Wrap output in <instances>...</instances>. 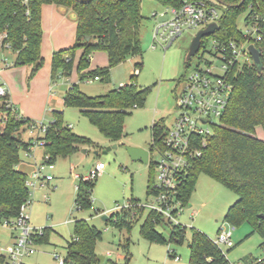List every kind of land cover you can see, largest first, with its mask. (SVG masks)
Masks as SVG:
<instances>
[{"label": "trees", "instance_id": "trees-1", "mask_svg": "<svg viewBox=\"0 0 264 264\" xmlns=\"http://www.w3.org/2000/svg\"><path fill=\"white\" fill-rule=\"evenodd\" d=\"M165 8L181 9L187 2L204 1L208 6L222 12L219 28L213 36L202 40V50L210 40L226 42L243 40L238 21L246 13L252 2V14L259 15L261 39L254 45L261 52V66L252 64L241 69L234 68L229 80L233 92L220 123L213 128V134L205 146H200L201 156L196 158L184 175L178 198L184 208L190 206V199L202 175L225 186L238 196L225 217L226 222L235 227L248 225L252 232L259 234L264 247V140L257 137V128L264 131V0H155ZM44 5H55L71 10L77 15L76 44L70 49L56 51L52 56V80L58 70L69 77L75 66L78 50H82L77 70L82 81L90 77L110 82L112 70L129 57H143L140 27L144 21L142 0H93L82 3L78 0H0V49H10L16 54V65L42 66ZM108 54V66L89 71L91 58L95 52ZM193 59V58H192ZM186 61V69L191 61ZM142 67L143 63L137 64ZM139 73L129 84L106 94L91 97L78 84H73L64 96L66 108H76L88 118L100 133L113 144L123 141L125 123L132 109L144 108L152 88H142L138 84ZM9 95L0 97V220H15L19 217L29 199L26 186L28 175L19 170L21 152L25 153L34 145L32 139L25 141L20 132L27 122L10 104ZM10 104V105H9ZM30 126V125H29ZM169 129L162 121L151 128L152 143L162 147ZM45 155L50 163L60 158L67 159L83 147L93 146L90 139L73 132L62 112H55L44 136ZM151 166L154 172V166ZM155 176H150L147 194H152ZM96 180H80L77 186L76 208L78 211L91 209L92 193ZM123 208L121 217L113 223L121 230L130 232L140 220L141 236L151 243L167 244L159 226L171 228L170 243L181 245L186 240V226L174 225L162 214L146 211L139 201L131 199ZM101 233L87 220H75L74 238L68 242L66 264H98L97 241ZM49 230L36 238V244L47 243ZM130 239L122 246L126 262L130 260ZM189 264H230L222 252L206 234L191 229L189 242ZM169 255L175 256L170 251ZM6 257L0 255V264ZM243 264H264V259L244 260Z\"/></svg>", "mask_w": 264, "mask_h": 264}, {"label": "rangeland", "instance_id": "rangeland-1", "mask_svg": "<svg viewBox=\"0 0 264 264\" xmlns=\"http://www.w3.org/2000/svg\"><path fill=\"white\" fill-rule=\"evenodd\" d=\"M141 10L145 18L140 27L143 57L131 56L116 66L111 72L110 82L94 81L93 77L85 81L80 79L77 65L82 50L77 51L72 74L65 77L62 71L58 70L55 79L52 80L53 48L64 46L65 49H70L76 44L77 25L69 18L70 22L55 35L57 39L50 41V32L45 33L43 60L39 70H35L37 67L35 65H16V55L0 49V84L6 83L10 87L12 103L28 124L20 128L24 140L36 137L30 133L31 126L40 123L49 125L54 113L62 112L65 123L75 134L93 142V146L81 149H88L89 152L84 156L80 152L78 155L81 156H78L77 160L58 159L55 170L50 172L54 176L50 186L39 188L30 198L31 205L25 212L30 217L31 227L48 229L49 239L47 243L36 245V253L25 257L24 264H58L56 255L65 258L67 253L65 248L74 238L75 220H87L101 233L96 252L98 256H103L104 260H100L98 264H189L192 228L203 232L213 241L220 231L232 230L233 226L226 222L225 217L229 208L237 202L238 196L207 175H202L198 180L190 199L191 207H186L178 217L179 223L188 228L186 240L181 245L170 243L169 226L157 227L167 244H156L141 236L140 226L143 220L136 223L130 232L121 230L113 223L120 219L121 209L126 207L131 199L138 200L142 205L151 202L147 188L150 176H155V171H152L150 165L132 160L127 147L150 149L151 128L155 123L163 121L168 129L174 126L179 114L176 98L183 88L182 79L190 75L200 62L202 68L207 67L206 62L216 68L221 65L220 60L209 54L211 47L207 44L206 51L201 50L192 59L191 66L186 69L190 46L201 28L184 29L172 42L157 40L154 38L156 28L170 22L172 14L155 0H142ZM246 14H242L238 21L239 29L243 32L246 30L244 22ZM141 63L143 66L138 67L137 64ZM107 66L108 54L104 51L95 52L91 58L89 71ZM137 68L141 69L138 77L139 86L152 90L144 108L131 110L132 114L126 119L123 141L118 144V148L106 152L114 144L105 138L80 110L64 108L63 98L69 87L75 83L88 96L106 94L129 84L131 78L137 74ZM257 129V137L264 140L262 128ZM36 154L38 156L43 154L41 147L36 149ZM21 159L20 169L29 170L30 168L23 163L26 159L24 151L21 152ZM158 159V155L152 156L153 161ZM99 162L105 164L106 169L96 180L92 193V207L78 211L77 186L81 179L75 178V175L88 176ZM72 164L75 170L71 168ZM103 216H108L109 219L104 221ZM11 235L10 229L0 226L2 248L7 249L13 244ZM127 239H130L128 263L122 249ZM232 239L235 244L233 248L221 247L232 264H241L244 260L264 259L262 238L259 234H254L250 226L235 227ZM170 251L175 252L176 257L169 255Z\"/></svg>", "mask_w": 264, "mask_h": 264}, {"label": "built area", "instance_id": "built-area-1", "mask_svg": "<svg viewBox=\"0 0 264 264\" xmlns=\"http://www.w3.org/2000/svg\"><path fill=\"white\" fill-rule=\"evenodd\" d=\"M253 5L251 2L246 12L244 20L246 30L242 31L243 40L209 41L208 44L211 47L209 54L220 60L221 65L216 68L206 62L207 67L202 68L200 62L190 75L182 79L183 88L176 98L178 117L175 119L173 128L169 129L163 146L156 145L154 151H150L149 164L152 163L154 166L156 183L153 184L152 194L149 196L151 202L144 205L139 203V206L146 211L162 214L174 225L184 226L178 219L185 209L178 198L184 175L192 162L201 156L200 146L206 145L207 139L213 134V128L220 123L226 112L233 92L229 75L234 68L241 69L254 64L249 47L254 45V41L261 39V27L259 15L251 13ZM168 11L172 14V20L158 26L154 33L155 39L165 42H172L182 34L184 29H205L214 23L219 25L222 15L220 10L208 6L204 1L187 2L181 9L168 8ZM136 73L138 74L139 70H136ZM93 80L100 79L94 77ZM8 95V87L6 84H1L0 97ZM47 128L48 125L43 123L31 126L30 133L36 137L32 138L34 145L25 153L27 157L35 159L36 149L44 147L45 142L39 139L44 136ZM154 154L159 156L156 161L152 160ZM48 159L49 157L44 155L32 176L28 177L26 186L29 190V199L19 217L12 221L0 220V226L16 234L15 243L9 248H2L0 245V255L6 257L4 264H24L25 257L36 253V238L43 235V229L31 227L30 217L25 210L31 205L30 198L35 191L49 186L54 180L50 172L55 169V164L50 163ZM105 169V164L99 162L88 176H78V179L97 180ZM234 230V226L231 231L222 230L216 240H211L220 250L222 246L231 249L235 245L232 239ZM222 252L224 253L223 250ZM56 259L58 264H66L65 258L60 255H56Z\"/></svg>", "mask_w": 264, "mask_h": 264}, {"label": "crops", "instance_id": "crops-1", "mask_svg": "<svg viewBox=\"0 0 264 264\" xmlns=\"http://www.w3.org/2000/svg\"><path fill=\"white\" fill-rule=\"evenodd\" d=\"M72 14L73 12L69 9H67L66 11L61 9L60 7H57L55 5H44L43 6V9H42V21H43V45H42V51H43V47H44V41H45V33H47L48 31L50 32L51 34V38H50V41H53V39L55 40V35H58L60 32H61V28L66 26L67 22H70L69 19L75 23V25H77V21H75L74 19H72ZM69 18V19H68ZM57 39V38H56ZM63 43V41L61 42ZM57 48H53V54L56 52V51H59V50H63L65 49L64 46H56ZM59 49V50H58ZM3 51H9L11 52L12 54H14L10 49H5ZM16 55V54H14ZM53 56V55H52ZM52 61V60H51ZM52 63V62H51ZM51 72H52V67H51ZM100 81V80H99ZM6 84V83H5ZM76 84V83H75ZM1 85V84H0ZM8 87V94H9V97H10V100H11V103H12V99H11V89L8 85H6ZM72 86V85H71ZM70 86V87H71ZM69 87V88H70ZM53 100V97L50 98V101L52 102ZM13 104V103H12ZM63 106L64 108L65 105H64V98H63ZM258 130V129H257ZM263 131V129L261 130V132ZM264 133V131H263ZM24 139V138H23ZM30 138L27 140L29 141ZM39 148V147H38ZM42 151H43V154L41 156H38L36 154L35 156V159L33 158H29L26 156V159H25V162L23 161V163H25L24 165L29 167L30 169L29 170H22L20 169V165L18 166V169L25 172L29 177L32 176L33 172L36 170V166L38 163H41L43 158H44V155H45V149L44 147H41ZM147 149V148H145ZM150 150V149H149ZM82 154V156H84L86 153L89 152L88 149H84V150H80L78 153H76L75 155H73L72 157L70 158H67V159H78L79 157L78 156H81V155H78V154ZM65 159V160H67ZM71 168H74L75 170V167L74 165L72 164V167ZM55 170V169H54ZM53 170V171H54ZM79 174H76L75 175V178H78ZM80 177V176H79ZM51 184V183H50ZM50 186V185H49ZM39 190V189H37ZM37 190L35 192H37ZM191 207V206H189ZM12 242L13 244L15 243V236L16 234L12 232ZM12 244V245H13ZM235 246V245H234Z\"/></svg>", "mask_w": 264, "mask_h": 264}, {"label": "water", "instance_id": "water-1", "mask_svg": "<svg viewBox=\"0 0 264 264\" xmlns=\"http://www.w3.org/2000/svg\"><path fill=\"white\" fill-rule=\"evenodd\" d=\"M79 2L82 3H89L93 0H78ZM63 10H67V8L64 7H60ZM72 19H74L75 21H77V15L75 13L72 14ZM219 25L214 23L209 25L207 28L205 29H201L197 35L195 36V38L192 41V44L190 46L186 61H190L192 58H194L195 56H197L200 51H201V47H202V40L205 37H210L213 36L216 31L218 30ZM249 52L253 58L254 64L257 66H261V52L259 49H257L254 45H251L249 47ZM118 148V144H114L111 148H108V151L112 150V149H117ZM127 151L130 155V157L132 158V160L134 161H141L142 163L148 165L149 164V157H150V150L149 149H145L142 147H127ZM105 152V154H106ZM96 154H98V152H96ZM102 219L104 221H107L109 219L108 216H103ZM99 260H104L103 256H98ZM73 264V263H71Z\"/></svg>", "mask_w": 264, "mask_h": 264}]
</instances>
